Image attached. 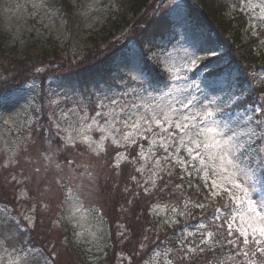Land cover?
<instances>
[{
	"label": "snow or ice",
	"instance_id": "1",
	"mask_svg": "<svg viewBox=\"0 0 264 264\" xmlns=\"http://www.w3.org/2000/svg\"><path fill=\"white\" fill-rule=\"evenodd\" d=\"M236 4L241 14L248 17V26L257 37V43H264L261 39L264 37V0L260 3L236 0ZM251 21H258L260 26ZM173 26L184 27V22L178 20ZM184 30L187 32L186 27ZM191 41L187 59L189 71L197 68L198 61L216 56V50L208 46V42L195 35ZM123 68L125 71L120 73L118 81L110 82L105 78L94 81L90 86L73 88L72 92L77 97L73 103L79 105L78 108L65 110L60 108V101H50L56 109L49 117V135L45 137L39 133L42 141L47 140L49 145L48 154L42 159L60 169L61 165L55 161L57 151L87 150L101 157L109 155L111 146L114 150L111 166L119 174L122 165H131L134 173L139 174L140 179L130 174L133 185L141 190L134 192L133 197L139 201L142 192L145 198L153 201L148 211L158 222L162 220L160 226L172 228L184 221L183 226L176 227L173 233L181 234L179 246L183 255L172 257L171 250H167L159 255V264L191 261L204 253L215 256L218 249L225 248L232 253L231 260L240 258L237 264H264V103L251 109L245 107V113L262 114L259 120H253L252 115L245 118L247 123L261 127L260 133L251 127L241 128L239 123L236 126L227 121L222 124L216 111L202 102L201 110H194L191 99L178 101L180 108L171 104L145 106L129 102L126 98L136 94V99H143L140 92H148L158 74L146 63L129 61ZM204 69H210L206 81L218 100L214 102L216 110L242 106L241 95L251 88L250 80L240 83L227 68L216 70L205 64ZM65 99L72 100V96ZM29 109L33 113L36 111L24 97L13 98L0 90V124L20 127L23 121V126L33 131ZM88 109L92 115H88ZM94 133H99V136L94 137ZM53 143H63L64 148H53ZM64 159L70 166L75 164L68 155ZM9 162L16 163L14 157H9ZM3 167L7 168L8 163ZM176 169L180 170L179 174ZM146 172L149 173L147 176ZM174 178L181 182L174 184ZM11 179L17 185L25 181L40 185L44 177L41 167H36L23 180L17 179L16 175ZM194 179H199L207 192L199 202L184 194L185 186L189 189L195 187L200 192V185L192 183ZM123 190L131 192L128 187ZM66 191V199L78 204L79 196L71 189L66 188ZM17 198H29L28 190L20 188ZM165 198L169 202H164ZM217 198L224 204L213 208ZM210 208L212 212L209 215ZM79 210L77 207L76 211ZM35 212V207L30 209L31 214L26 215L15 213L7 204L0 208V246L7 243L15 248V242L26 231L21 221H27L34 227ZM190 219H196L192 231L188 230L193 227L188 223ZM197 236L199 242L195 239ZM8 256L7 264H54V258L35 245L27 257L17 259L11 253Z\"/></svg>",
	"mask_w": 264,
	"mask_h": 264
},
{
	"label": "rangeland",
	"instance_id": "2",
	"mask_svg": "<svg viewBox=\"0 0 264 264\" xmlns=\"http://www.w3.org/2000/svg\"><path fill=\"white\" fill-rule=\"evenodd\" d=\"M201 1L202 0L164 1L162 4V11L171 10L172 20L175 22L178 20L184 22V27H177L179 29V31H177L179 40L175 41V44H164L163 49L154 50L149 55L151 64L157 65V67L160 66L162 70L168 73L167 80H163L159 84H153L148 92L141 91L140 96L143 97V99H136V94L130 95L126 99L129 102L144 104L145 106L151 105L155 107L157 104H171L172 107L175 108H180V104L177 103L178 101L187 102L188 99H191L195 105L194 110H201L200 102H202L203 105L216 111L217 119L222 124L225 121L231 126H236L237 123H239L241 128L246 129L251 127L255 132L260 133L261 127L257 126L255 123H247L245 118L247 115H252L253 120H259L262 114H253L250 111L245 113V111L235 110V106L230 109L216 110L214 102H218V100L207 87V81L205 79H198V82H196L188 77L191 71L187 69V59L190 51V44L192 42L191 37L195 35L201 41L208 42V46L216 50V56L212 57V60L205 59L203 61H198L197 67L200 64H209L211 68H218L224 65L227 60L224 56L225 53L230 55L231 52L233 57L237 59L236 61L242 65H237V69L231 71L232 74H234L233 77L237 78L239 70L241 69L244 73V77H247L251 83H254V85L256 83L258 87H264V43H257V37L252 34V29L248 26V17L241 14L237 7L236 0H224L228 8H223L227 9L224 15L227 22L232 21V24H234L235 33L236 29L244 28L240 37L236 36L234 33L232 36L230 33L224 32L221 26L222 22L210 21L212 27L216 29L220 39L226 44L224 47L214 43L210 35H205L202 31H196L185 24L186 21L182 13V6H186V2H188L194 9L200 10ZM58 2L59 4L61 3L60 0H0V51L2 52L0 59V90L11 89L22 83L30 82L27 85L21 86V95L19 96L24 97L28 104H32L36 108H39L40 105L37 101V94H39L38 92L40 89L38 83L34 80L37 77H47L46 87L43 90L46 99L45 109L47 108L48 113V121L45 125V137L49 135V117L53 109H56V105L50 103V101H60V108H64L65 110L79 107V105L73 103V100L77 99L72 92V89L75 87L70 86L65 88L60 85L65 78L71 80L67 84H73V77L82 76L90 69H98L100 64L116 51L117 54L126 51V57L117 62L119 75L122 71H125L123 66L126 62L134 61L143 64V57L138 44L135 43L131 47L128 44V50L125 49V44H127L128 41L134 38L137 40L140 39L137 35L141 34V32L129 31V26L116 30L114 29V24L108 26L107 32H101V27L105 25L108 16L116 11L115 6L110 1L67 0L68 6L62 8H59V6L55 7V3ZM202 2L208 3L206 0ZM260 2L261 0H253V3ZM212 16L211 18L213 19ZM156 17L157 15L155 18ZM134 20V18L131 19L132 22ZM216 22L217 24H215ZM251 22L256 23L257 27L260 26L258 21ZM229 26L228 23L224 25V27ZM185 27L187 28V32L184 30ZM217 28L221 29L222 32L217 30ZM133 29H135V27H133ZM140 29L143 31L144 27L141 26ZM109 33H111V35H108ZM91 36L93 38L110 37L109 43L111 44L103 48L105 47V40L98 41V44L102 46L99 50H96L93 48L95 42L93 43V41L88 40ZM261 39H264V37H261ZM54 42L57 44V46H54V51L47 52L48 50H53ZM231 43L235 44L233 50L236 51L234 53L230 50ZM250 46L255 47L257 51L251 52ZM59 47H63L66 54H64L65 52H59ZM116 48L117 50H115ZM44 54L47 55L45 59H43ZM247 67L253 68L254 77L248 76ZM37 69H40V71H37ZM256 69L259 70L256 71ZM99 76L101 75L99 74ZM92 77L93 80L97 78V71L92 73ZM98 79L99 77L97 80ZM81 81L84 83L88 82V75L82 77ZM92 83L93 81L90 82L89 85ZM67 84L64 83V85ZM254 95H256V93ZM66 96H72V100H66ZM241 100L243 102L245 99L241 97ZM260 103H264V93L259 97L258 104ZM141 111H143V109H141ZM183 111H187V109H183ZM28 113L33 124L34 113L33 111L30 112V109ZM57 114H59L58 109ZM81 114L83 115V113ZM88 115H92L91 109H88ZM52 119H55V117H52ZM27 129L28 127L23 126V121H21L20 127L16 125H11L9 127L0 124V181L6 180L10 175L9 179L0 186V208H3L7 204L9 208L14 210L17 214H31V205L28 203L31 201L34 203L35 199H32L27 185H31L32 182L25 181L24 184L17 185L16 181L11 179V176L16 175L17 179L23 180L25 173L22 171L18 172L19 169L23 170L27 168L30 170V174H32L36 167H41V175L44 177L41 183L43 187L37 186L36 183H33L32 186L36 190H44L40 198L36 199L40 200L41 197H44L53 200L46 210L52 209V215H55L56 219L53 221L55 227H53L50 232H46L43 235L45 240L44 243L48 245V250L45 251L43 246L40 245L36 247L42 248L46 253L50 254L54 258V264H78L70 245H72L76 251H80L89 262H98L99 264L103 261L101 264H106L104 259L108 256L112 232L102 219L100 211L97 212V209L93 207L97 204L93 202H84L81 196L83 191L79 189V192H76L71 189L79 196V203L76 204L71 200L65 199V204L63 203V206L57 205L61 195L58 190L53 191L54 188H60L58 185L61 183L62 185L67 182L73 184L76 183V181L80 182L79 187L94 189L93 186L89 185V183H91L95 185V188L97 187L95 199L99 201L100 197L102 198V187L104 185H97L98 182H101L99 180L101 176L98 178H91L93 172H91V174H86L89 168L85 167L83 172L79 173L74 169L77 168L75 164L70 166L67 162L63 167L64 174H60L57 178L52 172L46 177L47 171H45V169L49 167L53 169L56 168L54 165H50L49 162L42 159V156L46 154L45 152H41L42 146H35L37 141L30 143L29 146L28 144L26 145V143L22 145V142L25 141V136L28 135L25 132ZM93 135L94 137H98L99 133H94ZM42 142L46 143L45 150H47L49 148L47 140ZM144 143L145 148H147V142L145 141ZM257 143H259V141H257ZM31 145H33V147H30ZM24 147L25 152L22 153L21 160L20 149ZM52 147L64 148V145L63 143L59 145L53 143ZM111 151H114L112 147ZM65 152L67 151H57L55 158L63 157ZM74 152L76 154V159L79 161V168L83 164H86V166L90 165L93 159L96 160L97 158L100 161V157L95 156L87 150ZM9 157H14L16 163H10ZM19 160L20 162H18ZM109 160L108 158L105 161H100L98 167L104 168L101 169L100 173H105L107 175L105 180H108V177L109 181L110 179L118 180L119 177H113L107 172L109 167L106 166H108ZM5 163H8L7 168H9V171L8 174L5 173L3 175V170L1 168ZM55 172L57 174L58 170H55ZM148 174L147 172L145 173L146 176ZM201 186L203 187L202 184ZM22 187L28 190L29 198H17L19 196V190ZM104 188L108 189V186L105 185ZM12 189H16V198L10 193ZM206 195L207 192L203 194V196ZM218 199L219 198H217L215 202H218ZM77 207L80 209L79 211H76ZM73 213H75V215H73ZM21 223L23 229L26 231H24L23 236L15 242V248L7 243L0 246V264H7L9 260L8 253H11L12 257L19 259L20 257H27L29 251L32 250V246L29 247L28 242L31 237V229L33 226L29 225L27 221H21ZM119 235H121V233H119ZM147 239H145V243ZM195 239L199 242L198 237ZM142 246L143 248L147 247L141 244L140 247L142 248ZM178 248L180 250V246ZM20 249H23V251H20ZM158 249V252L152 254L148 258L149 261L142 258L139 264H159L157 255L162 249L161 247H158ZM164 249L171 250V253H173L172 247H165ZM121 253L122 252H118L116 254L117 262H111V264H132L131 256L127 255V257H123ZM182 253L183 252L180 250L179 254L182 255Z\"/></svg>",
	"mask_w": 264,
	"mask_h": 264
},
{
	"label": "trees",
	"instance_id": "3",
	"mask_svg": "<svg viewBox=\"0 0 264 264\" xmlns=\"http://www.w3.org/2000/svg\"><path fill=\"white\" fill-rule=\"evenodd\" d=\"M49 1H56V0H49ZM108 1H110L115 6L116 11L112 12L111 14L112 16L110 15V17L108 18L109 19L108 24H106L104 28L106 31L108 30V26L111 23L115 25L114 29L117 30L120 27H125L126 25H130L131 19L136 17L137 19L134 20L130 28L135 27L133 31L141 32V34L137 35L141 37L140 42H142L143 40L144 41L147 40V42H149L148 40L151 36L153 37H157V35L164 36L166 32H168L170 29L168 25L170 22L168 20H165L164 16L158 17L157 19L155 18V16L158 15L161 9L159 7L160 5L158 6V3L161 2L162 4V1L165 0H108ZM206 1L208 3L203 2L201 10L194 12L193 17L197 20L198 24L202 25L205 23H209L210 21L222 22L221 26L224 32L227 33L229 32L233 34L234 26L232 24V21L227 22V20L225 19L223 15V8L220 7L222 6L221 2L219 0H206ZM63 5L68 6L66 0H61V3L58 6L62 8ZM56 6L57 5H55V7ZM211 16L213 17V19L211 18ZM217 22L215 24H217ZM225 23H228L230 26L224 27ZM141 26L147 27V30L149 32H146L145 29L141 31L140 29ZM242 30L243 28L236 29L235 35L240 37ZM101 31L104 33L103 30ZM151 38H150V42H154L156 40L154 38L153 41L151 40ZM104 40H107V38H105ZM233 47H235V44L231 43L230 50L234 53L236 50H233ZM94 48L96 50H99L101 46L99 44H96ZM250 51L255 52L257 51V49L255 47L250 46ZM115 56L116 54L111 55L110 57L111 61L115 58ZM228 56L232 61L234 60L233 59L234 57L231 54V52L230 55L228 54ZM100 68H103L102 63L100 64L98 69ZM95 70L90 69L88 72H91L90 75H92V73ZM78 77H80V75ZM249 96L250 98H252L253 101L254 95L250 94ZM112 154L113 152H110L109 155L102 157L100 161H105L108 158L110 159L108 166H106L109 167L107 172L113 177H119L118 180L110 179L109 181V177L108 180H105V177L107 176L105 173L103 174L101 173L99 175L101 169H104L102 167H98L100 164L99 160L92 161L91 169L90 171H88V174L97 171L98 174L93 173L91 175L92 176L91 178H95V177L98 178L99 176H101L99 178L101 182H98L97 185L104 184L102 187V193H103L102 198L100 197L99 201L95 199L97 193V187L95 188V185H92L91 183H89V185L93 186L94 189H91L89 187L78 188L80 183L78 181H76V183L73 184L70 182H67L63 185L62 183L59 185L57 184L58 186H60V188H58L60 189V191H63V188L65 189L67 188L79 192L78 190L80 189L81 191H83L81 195L86 203L93 202L97 204L94 205L93 207H96L98 208L97 210L101 211L103 215L102 219L109 226V229L112 232V236L110 240L111 245L108 248V256L106 259H104V262L106 264H111V262L112 263L115 262L116 254L121 251L131 256L132 264H139L140 260L142 258L144 259L148 258L149 253L152 252L153 249L156 247H163L162 249H164L165 247L177 248L178 246H176V244H178V242H176V238H179V243H180V236H181L180 233L173 235L175 230L171 228L163 229L158 221H155L153 218L150 217L148 210L153 201H150L147 198H145L142 192H141V199L139 201H137L133 197L134 192L141 190L133 185V183L130 180V174H135L137 175V179H140L139 174L134 173L131 165H126V166L123 165L122 171H120L119 172L120 175H118L117 170L111 168ZM62 158L64 159V157ZM64 165H61L62 166L61 169H53L52 167H49L48 168L49 170L46 173V177H48V175L52 172L53 174H55V177H57L58 176L57 174L59 173L64 174V170H63ZM55 170H58L57 174ZM19 171L25 173V176L31 175L30 170L27 168ZM6 172L8 171H4L3 175ZM2 184H4V182L0 181V186ZM32 184L27 185V189H29L31 197L33 200L35 199V201L34 203L31 201L28 204L31 205L30 208L32 207L36 208V212L34 213L36 222H35V226L31 229V237L29 240V245L31 246H33L32 244H34L35 246L40 245L43 246L45 251H47L48 245L44 243L45 240L43 235L46 232H50L53 229V227H55L53 221L54 219H56V216L52 215V209L46 210L44 205L47 204L49 207V205H51V201L53 200L44 197H41L40 200L36 199V198H40L44 190H36L34 189ZM105 185L108 186V189L104 188ZM37 186L43 187L42 184ZM125 187L131 189V192L125 193L123 190ZM15 191L16 189H12L10 193L16 198ZM53 191H57V188H54ZM129 200L132 201L131 204L128 203ZM59 202H57V205ZM164 202H169L168 198H165ZM121 231L124 233L123 235H119ZM145 237L148 238L146 243H145ZM141 244H143L144 246L146 245L147 247L141 248L140 247ZM231 254L232 253L227 248L223 250L218 249L215 256H213L211 253H204L202 255H198V258L193 259L191 261H184V262L177 261L176 264H209V261H211V264H217V262H219V264H233L232 260L230 259ZM175 255L177 256L180 254L171 253L172 257H175ZM76 256H77L76 259L78 264H89L87 263L86 260L83 259L82 253H77Z\"/></svg>",
	"mask_w": 264,
	"mask_h": 264
}]
</instances>
